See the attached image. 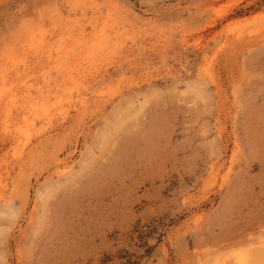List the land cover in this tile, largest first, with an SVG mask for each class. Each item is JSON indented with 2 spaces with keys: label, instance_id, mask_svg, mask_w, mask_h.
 Listing matches in <instances>:
<instances>
[{
  "label": "rangeland",
  "instance_id": "1",
  "mask_svg": "<svg viewBox=\"0 0 264 264\" xmlns=\"http://www.w3.org/2000/svg\"><path fill=\"white\" fill-rule=\"evenodd\" d=\"M264 264V0H0V264Z\"/></svg>",
  "mask_w": 264,
  "mask_h": 264
},
{
  "label": "bare ground",
  "instance_id": "2",
  "mask_svg": "<svg viewBox=\"0 0 264 264\" xmlns=\"http://www.w3.org/2000/svg\"><path fill=\"white\" fill-rule=\"evenodd\" d=\"M236 262H237L236 264H245V260L241 257L238 258Z\"/></svg>",
  "mask_w": 264,
  "mask_h": 264
}]
</instances>
